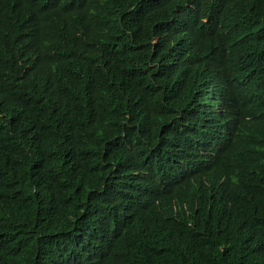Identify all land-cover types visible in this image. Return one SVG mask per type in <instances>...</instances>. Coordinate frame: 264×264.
Segmentation results:
<instances>
[{
  "label": "trees",
  "instance_id": "trees-1",
  "mask_svg": "<svg viewBox=\"0 0 264 264\" xmlns=\"http://www.w3.org/2000/svg\"><path fill=\"white\" fill-rule=\"evenodd\" d=\"M173 49L263 94L264 0H0V264H264V153L190 175L215 105Z\"/></svg>",
  "mask_w": 264,
  "mask_h": 264
},
{
  "label": "clouds",
  "instance_id": "clouds-1",
  "mask_svg": "<svg viewBox=\"0 0 264 264\" xmlns=\"http://www.w3.org/2000/svg\"><path fill=\"white\" fill-rule=\"evenodd\" d=\"M166 10L172 11L173 5H168L159 13L164 14ZM205 43L209 45L211 42L205 41ZM204 46L205 44L202 45ZM248 51L258 55L254 53V50ZM170 56H172V67L178 68L180 72L195 66L197 71L190 78L193 87L199 94L207 95L210 100H214L215 105L214 112L208 121L209 128L205 127L203 135L193 145L195 169L190 175L206 174L213 167H220V164H213L209 160L228 154L232 149L250 147L264 153V118L258 119L254 115L257 111L264 114V97H261L264 93L260 94L238 82L236 73L230 69H223L212 56L203 58L202 55L197 60L193 55L187 56L184 53L175 52V49L170 51ZM228 82L235 87H240L243 95L249 94L253 99L243 104L241 111L234 112L226 104L218 89Z\"/></svg>",
  "mask_w": 264,
  "mask_h": 264
}]
</instances>
